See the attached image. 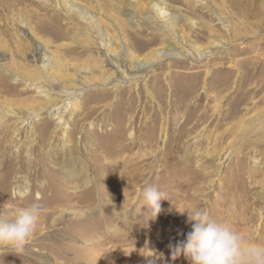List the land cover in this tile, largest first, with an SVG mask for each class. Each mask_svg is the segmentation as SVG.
Instances as JSON below:
<instances>
[{"label": "rangeland", "instance_id": "374dc122", "mask_svg": "<svg viewBox=\"0 0 264 264\" xmlns=\"http://www.w3.org/2000/svg\"><path fill=\"white\" fill-rule=\"evenodd\" d=\"M0 54V208L41 209L0 264H189L194 210L264 244V0H0Z\"/></svg>", "mask_w": 264, "mask_h": 264}, {"label": "clouds", "instance_id": "9594fccd", "mask_svg": "<svg viewBox=\"0 0 264 264\" xmlns=\"http://www.w3.org/2000/svg\"><path fill=\"white\" fill-rule=\"evenodd\" d=\"M164 199L167 197L157 185L148 183L142 188L140 201L145 220L157 217L161 211L160 201ZM186 212V223L192 224V229L185 240L175 245L169 243L173 261L183 254L189 264H264V244H250L235 229L214 222L207 211ZM40 214L38 205L16 210L0 208V248L23 253L34 238ZM118 214L113 211L112 215ZM148 264L155 261L149 259Z\"/></svg>", "mask_w": 264, "mask_h": 264}, {"label": "bare ground", "instance_id": "6f19581e", "mask_svg": "<svg viewBox=\"0 0 264 264\" xmlns=\"http://www.w3.org/2000/svg\"><path fill=\"white\" fill-rule=\"evenodd\" d=\"M82 13H85V14H87V12L84 10V9H82V11H81ZM164 13H166V12H164ZM166 15H168V14H166ZM169 16V15H168ZM88 17V16H87ZM172 18H173V16H170L168 19H170V20H172ZM67 30V29H66ZM158 52V54L160 55V56H167V55H169V54H171V53H173V52H175V51H173V50H162V49H160V50H158L157 51ZM45 54H46V51L42 48V46L40 45V44H37V46H36V51L34 52V54L31 56V58H30V62H36V60L37 61H40L39 63H41V67H43V68H45L46 69V67L48 66V58H46L45 57ZM128 59V56H126V55H121L119 58H116V60L118 61V62H120L123 66H124V64H125V61ZM3 60H4V57H3V55H1L0 54V70H3V68H4V62H3ZM148 62H146V61H140V60H137V61H135V66L139 69V70H141V69H143V68H146L147 66H148ZM6 71H8V70H6ZM14 80H16V78L14 79ZM78 94V93H77ZM73 96H72V98H74L75 99V96H76V94L74 95V94H72ZM71 97V96H70ZM70 99V98H69ZM74 99L71 101L72 102V104H74ZM71 104V103H70ZM71 104V105H72ZM62 117V115H60L59 116V118H61ZM62 120V119H61Z\"/></svg>", "mask_w": 264, "mask_h": 264}]
</instances>
